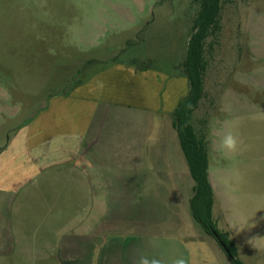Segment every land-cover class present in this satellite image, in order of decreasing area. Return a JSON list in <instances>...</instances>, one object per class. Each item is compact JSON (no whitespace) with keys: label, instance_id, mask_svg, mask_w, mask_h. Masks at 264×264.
<instances>
[{"label":"rangeland","instance_id":"1","mask_svg":"<svg viewBox=\"0 0 264 264\" xmlns=\"http://www.w3.org/2000/svg\"><path fill=\"white\" fill-rule=\"evenodd\" d=\"M198 9L199 0H0V95L8 99L5 118L16 111L18 103L23 107L19 119L31 115L42 99L69 90L86 72L87 63L94 60H127L137 68L163 72L164 90H172L177 84L179 96L185 97L189 84L182 64ZM221 27L218 39L207 41L206 96L195 113L194 125L207 136L210 177L237 234L231 239L238 257L245 264H264V0H222ZM133 112L131 119L117 116L108 124L106 131L113 124L115 133L102 134V142L117 145L116 160L131 158L129 163L112 165L111 158V164L100 166L98 172L190 174L172 127V115L161 111L162 115L140 116ZM16 122L4 121L5 130ZM1 130L3 143L7 136ZM229 132L239 138L236 152L222 146ZM147 197L140 191H134L131 197L132 217L127 224L132 229H97L111 235L102 238L103 243L111 238L121 248L123 242L137 239L135 224L152 222L158 214H154L158 212L154 207L161 208L159 217L170 219L166 196L156 204L158 207L153 203L157 198L150 197L147 204ZM102 204L106 210L108 204ZM145 206L150 210L143 216ZM76 208L70 204V235L65 239L73 250L79 248L77 242L81 240L73 234H83L74 224L92 216L91 212L82 214V208L76 213ZM215 221L224 232L221 223ZM192 224L194 231L219 248L199 225ZM44 231H38V238ZM173 234L177 232L169 231L167 238L173 239ZM187 245L189 264H230L221 248L220 260L208 249L205 253L199 241ZM46 247L37 246L35 262L16 251L9 258L0 256V264H97L93 251L85 245L80 261L73 260L71 251H64L61 259H44Z\"/></svg>","mask_w":264,"mask_h":264},{"label":"crops","instance_id":"2","mask_svg":"<svg viewBox=\"0 0 264 264\" xmlns=\"http://www.w3.org/2000/svg\"><path fill=\"white\" fill-rule=\"evenodd\" d=\"M87 66L69 90L42 99L33 113L22 119H19L23 111L20 103L5 118L8 99L0 95V130H5L4 121L5 124L17 121L3 131L7 140L0 143V256L9 258L18 251L25 259L35 262L37 246L42 244L47 246L44 259L57 256L61 259L64 251H71L75 255L73 260L80 261L85 245L93 251L92 258L97 264H140L141 260L150 264L157 259L173 264L180 258L189 264L187 244L196 240L203 245L205 253L208 249L221 260L222 249L214 248L212 240L194 231L190 211L194 181L188 172H98L100 166L111 164V158L112 165L127 164L131 159L116 160L117 145L102 142L103 133L116 132L113 124L106 131L108 124L115 122L117 116L131 119L133 110L140 116L162 115V111L170 117L184 98L179 96L177 84L172 90H164L163 72L137 68L127 60H94ZM174 96H178L177 102L171 101ZM210 181L215 194L214 219L233 239L237 234L230 225L228 211L219 203L211 177ZM134 191L145 193L147 204L150 197L157 198L158 201H151L156 205L160 199L165 201L166 196L163 202L170 219L165 215L159 217L161 208L159 211L154 207L158 210L154 214H158L152 222L141 220L135 224L139 230L137 239L123 242L121 248L111 238L103 243L102 238L111 235H106L105 230L98 233L97 229H132L127 219L132 217ZM102 198L106 199L102 201ZM104 201L108 204L106 210ZM70 204L78 207L76 213L80 208L82 214L92 213L91 218L87 216L74 224L75 229L83 232L73 234L81 238L75 250L65 241L70 235L67 215ZM149 210L145 206L141 213L145 216ZM41 229L46 231L38 238ZM169 231L177 232L173 239L167 238Z\"/></svg>","mask_w":264,"mask_h":264},{"label":"trees","instance_id":"3","mask_svg":"<svg viewBox=\"0 0 264 264\" xmlns=\"http://www.w3.org/2000/svg\"><path fill=\"white\" fill-rule=\"evenodd\" d=\"M222 0H199V9L192 22L182 73L189 84V92L172 114V127L188 165L194 187L190 211L194 221L211 236L230 260V264H245L231 239L230 232H221L214 219L215 194L209 175V148L207 136L194 125V116L205 98V75L208 68L206 45L221 32ZM224 244L231 257L222 248Z\"/></svg>","mask_w":264,"mask_h":264},{"label":"clouds","instance_id":"4","mask_svg":"<svg viewBox=\"0 0 264 264\" xmlns=\"http://www.w3.org/2000/svg\"><path fill=\"white\" fill-rule=\"evenodd\" d=\"M239 138L234 135L232 132H229L227 135L223 137L222 146L229 152H236L239 146ZM140 264H147L146 261L141 260ZM151 264H163L160 260H153ZM173 264H186L183 258L176 259L173 261Z\"/></svg>","mask_w":264,"mask_h":264},{"label":"water","instance_id":"5","mask_svg":"<svg viewBox=\"0 0 264 264\" xmlns=\"http://www.w3.org/2000/svg\"><path fill=\"white\" fill-rule=\"evenodd\" d=\"M221 246H222V248L224 249V251L227 253V255H228L229 257H231V254L229 253L227 247H226L224 244H221Z\"/></svg>","mask_w":264,"mask_h":264}]
</instances>
